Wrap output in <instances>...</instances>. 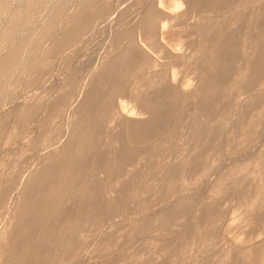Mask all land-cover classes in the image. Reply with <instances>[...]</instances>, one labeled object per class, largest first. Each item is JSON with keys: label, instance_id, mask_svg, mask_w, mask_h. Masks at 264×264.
Returning a JSON list of instances; mask_svg holds the SVG:
<instances>
[{"label": "rangeland", "instance_id": "rangeland-1", "mask_svg": "<svg viewBox=\"0 0 264 264\" xmlns=\"http://www.w3.org/2000/svg\"><path fill=\"white\" fill-rule=\"evenodd\" d=\"M172 1L0 0V264H264V0Z\"/></svg>", "mask_w": 264, "mask_h": 264}, {"label": "bare ground", "instance_id": "bare-ground-1", "mask_svg": "<svg viewBox=\"0 0 264 264\" xmlns=\"http://www.w3.org/2000/svg\"><path fill=\"white\" fill-rule=\"evenodd\" d=\"M50 1V0H49ZM53 1V0H52ZM174 1V0H173ZM172 1V2H173ZM219 1V0H218ZM169 2V1H168ZM171 2V4H173ZM51 3V2H50ZM175 3H176V0H175V2H174V6H175ZM179 3V2H178ZM4 4V3H3ZM170 4V3H169ZM168 4V5H169ZM171 4L169 5L170 7H171ZM82 5V4H81ZM177 5V4H176ZM46 6H47V4H46ZM65 6V5H64ZM161 6V5H160ZM44 7H45V5H44ZM48 8H49V5L47 6ZM47 7H45V8H47ZM1 8V7H0ZM47 8V10L49 11V9ZM175 8H176V6H175ZM174 8V9H175ZM71 9V8H70ZM170 9V8H169ZM173 9V8H172ZM1 10H4V8H1ZM45 10V9H44ZM69 10V9H68ZM50 11H51V8H50ZM57 11V10H56ZM59 11V10H58ZM150 13V12H149ZM160 12H159V10L157 9V8H154V7H152V9H151V13H150V15H149V17L145 20V27L147 28H150V27H152V28H157L158 29V26H159V21L161 20H159V14ZM56 14V13H55ZM66 14V13H65ZM52 15V14H51ZM180 15V14H179ZM177 16V15H176ZM44 17H45V14H44ZM174 17V16H173ZM19 20V19H18ZM41 20V19H40ZM44 21V20H43ZM18 22V21H17ZM41 22H42V20H41ZM40 22V23H41ZM16 23V22H15ZM56 23V22H55ZM26 24H27V22H26ZM42 24V23H41ZM73 25V24H72ZM23 26V25H22ZM18 27V26H17ZM36 27V26H35ZM72 27V26H71ZM80 27V26H79ZM78 27V28H79ZM82 27V26H81ZM81 27H80V29H81ZM22 28V27H21ZM25 28H26V26H25ZM86 28V27H85ZM162 28V27H161ZM46 29V28H45ZM51 29V28H50ZM79 30V29H78ZM52 31H53V28H52ZM66 31H68V30H66ZM19 32H21V30L19 31ZM53 32H55V31H53ZM64 32V31H63ZM13 33V32H12ZM22 33V32H21ZM20 33V34H21ZM67 33V32H66ZM11 35V34H10ZM9 35V36H10ZM20 36H23V35H20ZM62 36V35H61ZM74 36H76V35H74ZM19 38V37H18ZM58 44V43H57ZM28 45V44H27ZM65 45H66V43H65ZM132 45V44H131ZM226 45V44H225ZM26 46V45H25ZM63 46V45H62ZM130 46V45H129ZM228 46V45H227ZM60 47V46H59ZM171 49V48H170ZM131 51H134L137 55H143V57L145 56V58L146 59H148V61H150L149 60V58H148V56L147 55H145V53L143 52V50L140 48V47H137V48H135V49H133V48H131V50L129 51V52H131ZM230 51V50H229ZM128 52V53H129ZM234 52H236V55H237V51H234ZM24 53V52H23ZM240 54H241V52H240ZM120 63L123 65V62L125 61V57H121L120 58ZM180 61V60H179ZM182 61V60H181ZM180 63V62H179ZM18 64V63H17ZM16 64V65H17ZM20 64V63H19ZM18 64V65H19ZM27 64V63H26ZM0 65H1V63H0ZM17 65V66H18ZM216 65H217V58L215 57V59L213 60V63L211 64V68L212 69H214L213 67H216ZM8 66V65H7ZM6 66V67H7ZM15 68L16 69H18L16 66H15ZM137 68V67H136ZM217 70V69H216ZM128 73V72H127ZM126 73V74H127ZM6 74V73H5ZM125 74V72H124V69H119V71H118V76L119 77H122L123 75ZM130 74V73H129ZM252 74V73H251ZM109 76V75H108ZM165 77H167V76H165ZM110 78V77H109ZM108 78V79H109ZM103 79V78H102ZM110 80V79H109ZM100 81V80H99ZM117 81V80H116ZM102 82V81H101ZM118 83V82H117ZM104 84V83H103ZM215 84H216V81H214V83H213V86H212V88H211V95H213L214 94V86H215ZM153 85H155V84H152L151 86H149V87H151V88H149V90H148V93H152L153 91H154V89H155V86H153ZM167 88V87H166ZM184 88V87H183ZM186 89V88H185ZM4 92V91H3ZM186 92V91H185ZM2 93V92H1ZM3 94V93H2ZM183 94V96H186V97H188V95H189V93H182ZM194 94H195V92H194ZM194 94H193V96H194ZM148 95V94H147ZM167 95H170V93H168ZM143 96V95H142ZM3 97V96H2ZM146 98V97H145ZM145 98H143V99H145ZM148 98V97H147ZM151 99H152V97H150ZM193 98V97H192ZM104 102L106 103V104H109V105H111L110 103H112V107H114V108H116V110L118 111V114H119V118L121 119V121H124V122H131V123H135V122H137V121H140L139 119H135V118H133L131 115H128V114H126L124 111H123V108H122V105L121 104H119V103H113V100H112V97H109V96H105L104 98ZM149 99V98H148ZM155 99V98H154ZM150 100V99H149ZM158 100V99H157ZM160 100V99H159ZM145 101V100H144ZM152 101V100H151ZM150 101V102H151ZM155 101V100H154ZM147 102H149V101H147ZM153 102V101H152ZM149 104V103H148ZM147 104V105H148ZM150 106V105H149ZM188 106V105H187ZM163 107H165V106H163ZM169 109V108H168ZM116 112V111H115ZM83 113V112H82ZM155 114V113H154ZM157 115V114H156ZM152 116V115H151ZM158 116V115H157ZM100 117V116H99ZM103 117V116H102ZM101 118V117H100ZM198 119V118H197ZM202 119V117L200 118V120ZM199 119H198V122H197V125L199 126V121H200ZM201 122H202V120H201ZM200 122V123H201ZM202 124V123H201ZM88 126H89V124H88ZM90 130L89 129H87L85 132L86 133H88ZM83 138H81V139H79L78 141H77V143H76V149H75V151H76V153H81V152H83L84 151V149H85V147H84V145H83ZM176 151V150H175ZM83 156V155H82ZM62 160H63V163L62 164H64L65 163V161L67 160L66 159V155H65V157H63L62 156ZM61 161V160H60ZM62 162V161H61ZM63 169H65V167L63 168V167H61L60 169H57V171H55V173H54V177L52 178V184H53V188H54V190H56L57 192H59V191H63V192H68V191H70L71 190V185L67 182L63 187H58V185H57V183H56V181H55V177H58V175H60V172H62V171H64ZM85 174H84V172L83 173H79L78 174V176H80V178H83V176H84ZM65 176H67L66 174H65ZM65 178V177H64ZM38 187H40V188H42L41 186H38ZM76 189V188H75ZM84 190V189H83ZM82 190V191H83ZM41 192H43V190L41 189ZM44 193V192H43ZM54 193V192H53ZM82 193H85V192H82ZM47 194H48V192H47ZM57 195H60V194H57ZM52 197V196H51ZM49 199V198H48ZM54 199V198H53ZM50 200V199H49ZM65 203V201L63 200V199H57V201H56V203L54 204V205H52V206H50L49 208H48V211H47V215H50V214H52L56 209H58L62 204H64ZM77 203V202H76ZM224 206V205H223ZM46 207V206H45ZM78 210V209H77ZM61 212V211H60ZM234 214V213H233ZM231 218H232V216H231ZM228 220H229V218H228ZM229 223V222H228ZM44 226V225H43ZM228 230V229H227ZM54 231V230H53ZM52 232V231H51ZM53 233V232H52ZM263 233H264V231H263ZM229 234V233H228ZM39 235V234H38ZM51 236H52V234H51ZM230 236V235H229ZM218 237V236H217ZM256 237V236H255ZM230 238H231V236H230ZM221 244V243H220ZM181 245V244H180ZM225 253H227V252H225ZM228 255V254H227ZM223 258V257H222ZM226 259V258H225ZM224 259V260H225ZM200 263V262H199ZM220 264H222V263H220Z\"/></svg>", "mask_w": 264, "mask_h": 264}]
</instances>
